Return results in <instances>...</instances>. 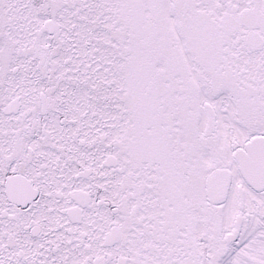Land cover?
Listing matches in <instances>:
<instances>
[{
  "label": "snow or ice",
  "instance_id": "obj_1",
  "mask_svg": "<svg viewBox=\"0 0 264 264\" xmlns=\"http://www.w3.org/2000/svg\"><path fill=\"white\" fill-rule=\"evenodd\" d=\"M0 264H264V0H0Z\"/></svg>",
  "mask_w": 264,
  "mask_h": 264
}]
</instances>
